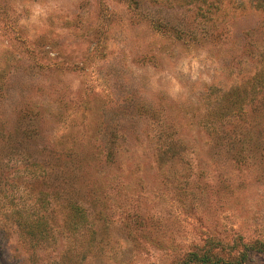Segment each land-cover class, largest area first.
I'll return each mask as SVG.
<instances>
[{"label": "rangeland", "instance_id": "1", "mask_svg": "<svg viewBox=\"0 0 264 264\" xmlns=\"http://www.w3.org/2000/svg\"><path fill=\"white\" fill-rule=\"evenodd\" d=\"M219 1L0 0V264H264V7Z\"/></svg>", "mask_w": 264, "mask_h": 264}, {"label": "trees", "instance_id": "2", "mask_svg": "<svg viewBox=\"0 0 264 264\" xmlns=\"http://www.w3.org/2000/svg\"><path fill=\"white\" fill-rule=\"evenodd\" d=\"M190 1L200 2L203 6H206L207 10L204 11L206 13L209 12L211 8L214 9L216 5L220 3L219 0H190ZM247 1L256 3L258 8L264 7V0H247ZM258 78L259 76L255 78L256 79L255 83L264 87V80L258 81ZM70 208L73 209L76 213H77V210H79L78 208L72 207V206ZM69 225H71V222L67 221L66 226H69ZM72 225L76 226L78 225V222L76 221L74 222V220H72ZM23 230H24L23 232L25 234V237L28 238L30 241H35L37 244H39L40 242L41 243L47 242L48 236L50 235V231L45 226H42V223L39 221H35V222L25 221ZM247 249L258 251L260 253H264V244H254L248 247ZM201 251H204V252L190 254L187 260L190 263H187V264H191V263L192 264H242L244 260L247 258V253L243 252L241 255L237 257V259L227 261V260H223L220 257H218L217 254L214 253L213 249L211 248H206Z\"/></svg>", "mask_w": 264, "mask_h": 264}]
</instances>
